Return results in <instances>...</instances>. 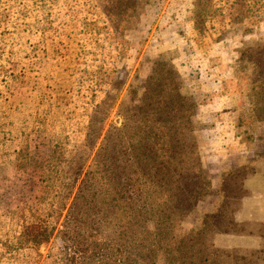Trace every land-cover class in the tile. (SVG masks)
<instances>
[{
  "label": "rangeland",
  "instance_id": "obj_1",
  "mask_svg": "<svg viewBox=\"0 0 264 264\" xmlns=\"http://www.w3.org/2000/svg\"><path fill=\"white\" fill-rule=\"evenodd\" d=\"M120 1L0 0V264H181L202 241L209 263L264 264V0ZM171 68L195 102L193 204L183 125L154 154L170 182L144 145Z\"/></svg>",
  "mask_w": 264,
  "mask_h": 264
},
{
  "label": "trees",
  "instance_id": "obj_2",
  "mask_svg": "<svg viewBox=\"0 0 264 264\" xmlns=\"http://www.w3.org/2000/svg\"><path fill=\"white\" fill-rule=\"evenodd\" d=\"M119 5H121L124 10H129L132 9L134 3L132 2V0H121L119 2ZM153 74L155 76H150L153 88L146 98V105L144 104V106H139V109H142L146 116L150 118L149 121L152 123L151 125L154 128V130H150V132L146 135V141L144 143L145 149L148 150V153H150L151 155H154L158 149L162 150L160 147L170 149V147L172 146L171 136L176 138L179 134L178 129H180V126L183 125V129L187 131L188 138L192 140L190 144L193 153L196 155V157L194 158V162H198V164L195 163L197 164V170L192 172V176L190 178L187 177L189 184L192 183L191 186L194 185V188H197L193 189L190 192L188 191L189 195L191 194L193 197V204L194 200L195 202L200 200L201 188L204 185V176L202 173L198 172L201 169V159L196 152L195 141L191 136V123L194 121L195 102L192 100V98L182 95L179 92V77L174 69L171 68V70L169 71V78L168 76H161L155 72L152 73V75ZM168 79L171 87L168 88L166 92H163L166 89L165 85ZM168 129L169 133L166 132L168 131ZM156 159L157 156L154 155L149 161L150 168L155 170L153 174H150V177L154 180L155 183H157L158 181L170 182L172 178H170V176H168L167 174V171H165L168 160L162 158L160 162H157ZM164 162L165 164H162ZM175 181L177 182L178 179L176 178ZM193 194L195 195V197L193 196ZM171 204V208H174L172 207L174 204V198L172 197ZM192 204L190 205L189 203H187L185 206L188 208L189 212H194V210L192 209ZM201 217L202 219L203 217L208 218L209 215L205 214ZM205 222L207 225H210L209 221L205 220ZM37 228L39 227L28 226V228H26L22 232V237L25 242L35 245L44 242L49 238L50 230H47L46 228ZM188 236L194 237L195 235L189 234L187 235V237ZM200 245H203L205 249L204 241H202L199 245L197 244V246L192 251L195 254L194 258H192L193 253H190L188 251V253L190 254V259L186 263H184L186 254H184L185 252L183 248L179 246V251H182V255L184 254L182 256L181 264H212L207 262L210 260L208 259L209 251L206 249H203V251H201L202 248H199ZM188 247L189 246H187V248ZM200 252H202V254H200Z\"/></svg>",
  "mask_w": 264,
  "mask_h": 264
}]
</instances>
